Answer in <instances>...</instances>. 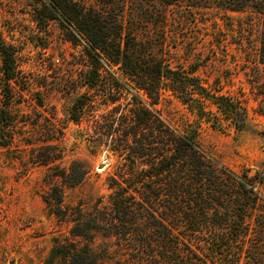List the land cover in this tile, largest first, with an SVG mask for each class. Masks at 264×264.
I'll list each match as a JSON object with an SVG mask.
<instances>
[{"label":"trees","instance_id":"1","mask_svg":"<svg viewBox=\"0 0 264 264\" xmlns=\"http://www.w3.org/2000/svg\"><path fill=\"white\" fill-rule=\"evenodd\" d=\"M38 1L41 6L36 13L45 23L62 20L67 29L88 40L87 56L93 69L86 76V88L96 87V81L103 78L102 62L117 67L118 79H124L129 88L115 80L118 88L111 103L127 97L128 104L121 113L112 112L92 126L97 136L92 146L111 143L112 151L123 160L120 172L110 179L109 205L99 200L94 212L74 220L71 237L54 246L48 264H242L245 244L264 236V194L258 188L264 181L258 174L239 175L219 165L202 148L197 130L179 131L154 107L170 92L214 127L222 128L227 122L237 132L247 126L248 109L204 81L198 75L201 64L190 69L174 67L157 51L178 40L168 31L176 24L168 11L180 2L192 9L251 10L263 20L259 61L264 65V0H147L152 16L162 18L158 30L162 32L157 33L135 27L137 11L129 9L128 0ZM132 3L137 10L139 6L144 9L143 1ZM128 10L130 26L125 23ZM17 53L0 38V73L8 91L0 106V146L4 148L15 144L14 128L19 122L13 110L14 85L20 74ZM93 102L89 92L81 96L73 105L72 121L79 124ZM209 106L216 107L215 115ZM42 133L46 145L35 158L48 166L64 154L53 144V123ZM88 174L82 162L73 161L69 171H61L54 179L73 188ZM63 187L53 188L49 204L54 215L65 219ZM99 234L115 239L123 255L116 259L111 248L96 249L92 243ZM251 259L263 264L261 258Z\"/></svg>","mask_w":264,"mask_h":264},{"label":"rangeland","instance_id":"2","mask_svg":"<svg viewBox=\"0 0 264 264\" xmlns=\"http://www.w3.org/2000/svg\"><path fill=\"white\" fill-rule=\"evenodd\" d=\"M136 1H143L145 6L140 9L138 5L137 10L132 0L127 1L129 9L137 11L135 27L140 32L144 28L154 33L161 30L162 18L152 16L148 1ZM38 6V0H0V38L18 51L20 71L13 92V110L19 118L13 132L15 144L11 148L0 146V264H48L54 246L71 237L74 220L94 212L99 200L109 205L110 179L120 172L123 163L119 154L112 151L111 143H99L94 148L91 142L97 139L94 121L112 112L121 113L128 104L127 97L125 101H110L118 88L115 80L121 77L116 73L117 67L102 62L103 78L96 81V87L86 88V78L93 69L87 56L88 40L67 29L62 20L45 23L36 13ZM129 12L127 26L131 21ZM168 14L176 20L168 31L176 34L178 40L171 41L163 50L158 47V54L169 59L174 67L190 69L201 64L198 75L220 88L219 94L247 107L249 118L242 132L227 122L216 128L170 92H165L154 108L179 131L197 130L202 148L219 165L239 175L258 174L264 181V65L259 61L262 17L251 10L192 9L183 2L171 7ZM118 82L129 90L124 79ZM88 92L94 102L77 124L71 119L73 105ZM4 94L8 95V91H4V77L0 73V106ZM139 97L147 100L143 92ZM208 110L214 115L218 111L211 106ZM52 123L56 127L53 144L64 156L45 166L35 157L43 153L46 143L42 131ZM73 161L82 162L89 174L76 187H63L54 176L69 171ZM57 185L64 188L65 219L54 215L49 204ZM258 188L264 194V185ZM252 222L255 226L256 219ZM114 242L115 239L99 234L92 244L99 250L111 248L117 259L123 252ZM242 252V264H255L251 257L261 258L264 264V236H255Z\"/></svg>","mask_w":264,"mask_h":264}]
</instances>
